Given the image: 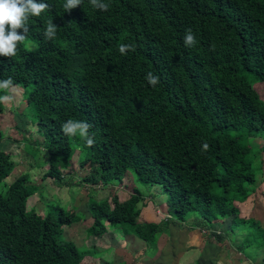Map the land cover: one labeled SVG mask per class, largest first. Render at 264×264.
Returning a JSON list of instances; mask_svg holds the SVG:
<instances>
[{
	"label": "trees",
	"instance_id": "trees-1",
	"mask_svg": "<svg viewBox=\"0 0 264 264\" xmlns=\"http://www.w3.org/2000/svg\"><path fill=\"white\" fill-rule=\"evenodd\" d=\"M44 2L49 8L29 19L17 55L0 56V80L20 84L32 107L47 154L42 178L58 180L57 167L80 148L87 152L81 183L106 186L129 170L158 186L167 207L160 221L135 223L138 189L126 201L88 194L85 234L117 225L153 248L170 222L194 212L191 228L206 231L229 217L226 234L244 232L238 252L264 250V229L239 218L236 206L254 187L264 151V103L251 83L264 82V0H104L108 11L82 0L70 12L66 0ZM49 20L58 27L53 40L43 35ZM188 29L193 47L184 44ZM121 44L134 50L122 55ZM149 72L159 77L155 87ZM70 119L91 125L92 147L61 131ZM249 138L262 144L250 147ZM13 167L0 150V264H80L86 251L62 232L82 215L60 198L39 214L26 208L23 179L3 181Z\"/></svg>",
	"mask_w": 264,
	"mask_h": 264
},
{
	"label": "rangeland",
	"instance_id": "rangeland-1",
	"mask_svg": "<svg viewBox=\"0 0 264 264\" xmlns=\"http://www.w3.org/2000/svg\"><path fill=\"white\" fill-rule=\"evenodd\" d=\"M251 83L258 97L264 103V82L251 81ZM14 85H16V88L9 93L13 96V100L11 102L1 103L0 127L3 138L0 141V150L8 153L14 163V167L3 181L8 183L16 176L23 179V183L29 194L26 208L32 207L35 212L39 214L43 212V206L47 201H56L57 198H60V201L65 205L64 207H72L76 214L86 217L85 207L88 194L91 195L94 200H101L114 195L117 196L120 201H126L133 188H136L140 191L141 196L144 197V199L142 197L143 201L141 204L138 203L139 209L141 210L144 206L148 209L144 208L148 212V216L145 217L146 220L151 217L149 213L155 217L161 215V218H164L166 216V213L164 214L163 210H161V203H164V196L159 187L156 185H144L137 179L135 174L129 170H126L124 174H122L120 180L113 181L106 186L99 184L89 186L81 183L80 178L84 174L86 168V164L82 160L86 157L87 152L80 148L72 149L62 164L57 167V173L60 177L58 180H53L49 177L42 178V174L46 170V165H42V161H46L47 154L41 145V136L34 123L32 107L24 101V89L20 84ZM32 139L37 140L40 143L39 146L35 147L31 142ZM248 141L250 147L257 148L262 144L259 138H249ZM263 155L264 151L260 152L261 165L256 166L255 170V179H257V181L254 182L256 186H254V190L257 192L250 196L252 200H245L251 202L250 209H252V205L255 203L260 208L257 213L255 209L252 215V217L256 219H261L260 215L262 213L264 214ZM255 165L254 162V169ZM2 186L3 184H0V187ZM258 189H261L262 194H258ZM239 207L240 212H238V217L241 219L249 217L250 213L248 208H245L243 203L240 204ZM229 221V218L224 219L223 224L221 223L220 226H217L215 231L222 232L230 224ZM71 233L72 229L66 226L63 229L62 236L66 238ZM78 233L82 236V231L80 229ZM217 243V241L212 240V243H210L212 245V250ZM219 244H222V242H219ZM219 244H217V246ZM205 245L207 246L206 243ZM83 248L82 249L85 251L86 249L92 250L93 246L90 245L89 247ZM230 249L233 251L232 248Z\"/></svg>",
	"mask_w": 264,
	"mask_h": 264
},
{
	"label": "crops",
	"instance_id": "crops-1",
	"mask_svg": "<svg viewBox=\"0 0 264 264\" xmlns=\"http://www.w3.org/2000/svg\"><path fill=\"white\" fill-rule=\"evenodd\" d=\"M262 157L264 158V155ZM255 187H252L244 201L236 206L240 212L239 206L243 203V206L248 208L250 213L246 219L257 222L264 229V214L260 215L261 219L252 217L255 209L256 213L260 210L258 205L253 204L252 209H250L251 202L245 201L252 200L250 196L257 192L254 190ZM258 194H262L261 189H258ZM161 207L165 214L166 204L161 203ZM144 208L147 209L144 206L139 210L138 216L134 219L135 223H156L162 219L159 214L155 217L149 213L151 217L146 220L145 217L148 216V212ZM195 217L194 212H189L184 215L181 222L175 220L170 222L166 231L157 237L153 248H149L144 241L132 234L122 233L117 225L104 223L106 231L103 235L87 236L85 229L92 221L87 212L86 217L82 216L80 221L67 225L68 228L72 229V233L66 239L70 240L78 250H83V247L90 245L93 246L92 250L86 249L87 254L82 257L80 264H264V260H262L264 250L255 253L249 252L245 255L237 251L236 247L244 236L242 230L238 229L233 234L227 235L226 232L230 229L229 224L222 232L215 231V228L221 223L223 224V220L226 218L211 221V227L205 231L197 227L191 228V222ZM79 229L82 231V236L78 233ZM212 240L217 241V244L219 242L222 244L218 246L216 244L212 250L210 244Z\"/></svg>",
	"mask_w": 264,
	"mask_h": 264
},
{
	"label": "clouds",
	"instance_id": "clouds-1",
	"mask_svg": "<svg viewBox=\"0 0 264 264\" xmlns=\"http://www.w3.org/2000/svg\"><path fill=\"white\" fill-rule=\"evenodd\" d=\"M94 9L100 11H108L110 5L104 0H89ZM82 0H66L63 5L65 12L80 6ZM49 8L44 0H0V56L5 58H13L17 55L19 46L26 42L27 33L29 32L28 21L31 17H40L41 14ZM57 26L53 21L49 20L43 33L46 40H53L57 35ZM186 47H193L196 44L195 36L191 29L186 31L184 37ZM134 50L133 45L121 44L119 46L120 53L126 54L127 51ZM145 79L148 84L155 87L159 83V77L152 72L147 73ZM16 88L12 78L0 80V103L11 102L13 96L11 93ZM91 125L85 121L68 120L61 125V131L69 137H79L88 147H92L95 143L93 137L89 133ZM209 145L204 143L202 150L207 151Z\"/></svg>",
	"mask_w": 264,
	"mask_h": 264
}]
</instances>
